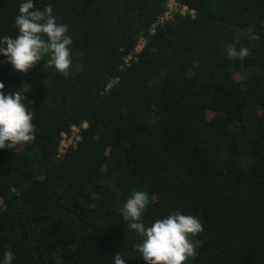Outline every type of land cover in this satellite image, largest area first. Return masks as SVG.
<instances>
[{
	"label": "trees",
	"instance_id": "trees-1",
	"mask_svg": "<svg viewBox=\"0 0 264 264\" xmlns=\"http://www.w3.org/2000/svg\"><path fill=\"white\" fill-rule=\"evenodd\" d=\"M22 2L0 0V36L18 35ZM176 2L188 10L150 32L167 0H34L69 26L72 65L65 77L46 55L21 73L0 54L2 91L28 89L35 125L0 149V264L8 250L12 264H147L120 212L134 191L149 193L146 227L201 220L185 264H264V0Z\"/></svg>",
	"mask_w": 264,
	"mask_h": 264
},
{
	"label": "clouds",
	"instance_id": "clouds-1",
	"mask_svg": "<svg viewBox=\"0 0 264 264\" xmlns=\"http://www.w3.org/2000/svg\"><path fill=\"white\" fill-rule=\"evenodd\" d=\"M14 23L18 28L16 37L0 36V54L6 57L5 63L10 62L14 70L26 73L42 58L50 55L47 61L50 66L65 77L70 74V46L73 40L68 35L69 26L58 23L50 4L39 9L34 0H23ZM250 38L259 39L255 34ZM227 52L241 59L251 54L250 49L243 46L238 52L229 47ZM4 88L5 84L0 82V149L12 150L35 140V125L32 122L33 113L25 104L24 93L28 89L5 95L2 91ZM149 203L147 191H134L120 209L123 219L129 222L128 228L143 237L142 242L135 246L140 256L147 264H185V261L195 258L197 248L189 237L204 230L201 220L176 211L146 227L143 216ZM14 256L11 250L6 251L3 264H12ZM114 264H126L119 252L114 256Z\"/></svg>",
	"mask_w": 264,
	"mask_h": 264
},
{
	"label": "built area",
	"instance_id": "built-area-1",
	"mask_svg": "<svg viewBox=\"0 0 264 264\" xmlns=\"http://www.w3.org/2000/svg\"><path fill=\"white\" fill-rule=\"evenodd\" d=\"M166 7L167 9L151 25L149 29L150 32H154V29L157 25L163 24L166 20H169L170 18H172L173 13L176 10L183 14L188 10L186 5H179L176 2V0H167ZM189 12L193 13V11H189ZM144 43H145V40L143 37H141L135 46L136 53L139 52L143 48ZM131 57L133 56L127 55L124 58V61L128 63ZM117 79H118L117 77L112 78L109 84L107 85L106 89H108L111 86V84L115 83ZM81 126L86 127V122H83ZM60 136H61V139L58 145V156H62L70 146L76 145L77 141L80 139V127L73 125L71 126V131L69 134H67L66 132H61Z\"/></svg>",
	"mask_w": 264,
	"mask_h": 264
}]
</instances>
